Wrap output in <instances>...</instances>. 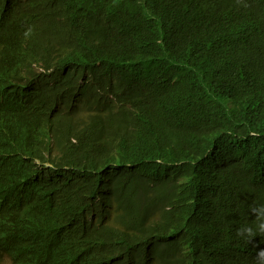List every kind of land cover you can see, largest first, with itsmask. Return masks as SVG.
<instances>
[{
  "label": "trees",
  "instance_id": "16d2710c",
  "mask_svg": "<svg viewBox=\"0 0 264 264\" xmlns=\"http://www.w3.org/2000/svg\"><path fill=\"white\" fill-rule=\"evenodd\" d=\"M264 264V0H0V258Z\"/></svg>",
  "mask_w": 264,
  "mask_h": 264
},
{
  "label": "rangeland",
  "instance_id": "374dc122",
  "mask_svg": "<svg viewBox=\"0 0 264 264\" xmlns=\"http://www.w3.org/2000/svg\"><path fill=\"white\" fill-rule=\"evenodd\" d=\"M0 264H13L12 259L6 255L0 258Z\"/></svg>",
  "mask_w": 264,
  "mask_h": 264
}]
</instances>
